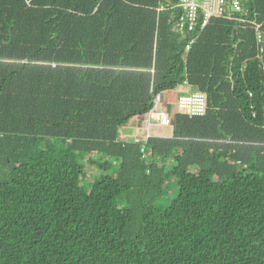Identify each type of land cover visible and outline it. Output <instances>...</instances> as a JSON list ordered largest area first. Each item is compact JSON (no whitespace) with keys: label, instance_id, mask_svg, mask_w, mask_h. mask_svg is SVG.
<instances>
[{"label":"trees","instance_id":"obj_1","mask_svg":"<svg viewBox=\"0 0 264 264\" xmlns=\"http://www.w3.org/2000/svg\"><path fill=\"white\" fill-rule=\"evenodd\" d=\"M178 2L0 0V264H264V0L188 52ZM185 84L205 116L119 140Z\"/></svg>","mask_w":264,"mask_h":264},{"label":"built area","instance_id":"obj_2","mask_svg":"<svg viewBox=\"0 0 264 264\" xmlns=\"http://www.w3.org/2000/svg\"><path fill=\"white\" fill-rule=\"evenodd\" d=\"M176 7L180 11L176 20L177 32L191 36L186 52L213 19L231 17L244 9L243 0H179ZM255 26L258 52L263 56L264 33L260 30L261 25ZM262 69L264 70V64ZM162 103L163 94H159L155 97L154 107L148 115L155 118L160 127H171V114L161 108ZM177 109L190 117H203L207 112V96L199 91L181 96L177 100ZM141 151L144 153L145 149L142 148Z\"/></svg>","mask_w":264,"mask_h":264},{"label":"crops","instance_id":"obj_3","mask_svg":"<svg viewBox=\"0 0 264 264\" xmlns=\"http://www.w3.org/2000/svg\"><path fill=\"white\" fill-rule=\"evenodd\" d=\"M198 90L188 85H182L174 91L163 94V103L161 108L168 111L170 114L178 112L177 100L181 96L197 93ZM163 127L158 125L155 118L149 115L138 116L131 119L119 133V140L122 142H139L146 141L150 137L168 138L172 136V130H162Z\"/></svg>","mask_w":264,"mask_h":264},{"label":"rangeland","instance_id":"obj_4","mask_svg":"<svg viewBox=\"0 0 264 264\" xmlns=\"http://www.w3.org/2000/svg\"><path fill=\"white\" fill-rule=\"evenodd\" d=\"M169 129L170 127H163L162 130L168 131ZM47 146H53L54 148L57 149H62L64 147L62 141L59 139H46L40 143L39 148L42 149ZM99 174L100 172L98 171L97 167H87V176L82 181V187L86 193H89L92 190ZM177 181H178L177 177H174L168 181L163 196L157 201V206L160 209L165 210L169 208L172 204V201L177 197L178 194Z\"/></svg>","mask_w":264,"mask_h":264}]
</instances>
